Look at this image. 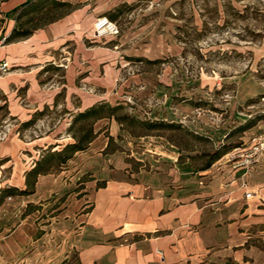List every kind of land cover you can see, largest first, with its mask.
<instances>
[{"label": "crops", "instance_id": "obj_1", "mask_svg": "<svg viewBox=\"0 0 264 264\" xmlns=\"http://www.w3.org/2000/svg\"><path fill=\"white\" fill-rule=\"evenodd\" d=\"M22 4L0 0L9 34L16 22L7 13ZM77 12L0 50L9 62L0 76V264H264V154L246 166L226 161L228 151L197 168L196 158L157 143L128 161L132 153L107 150L123 130L114 116L103 117L95 125L106 120L108 137L97 134L66 160L80 168L38 174L30 193L17 194L27 189L36 151L57 153L67 144L52 132L25 139L19 131L40 125L46 112L77 115L109 104L77 80L75 68L89 64L91 49L77 40L67 64L57 59L82 36ZM50 70L63 73L55 82L42 79ZM61 196L69 202L58 207Z\"/></svg>", "mask_w": 264, "mask_h": 264}, {"label": "rangeland", "instance_id": "obj_2", "mask_svg": "<svg viewBox=\"0 0 264 264\" xmlns=\"http://www.w3.org/2000/svg\"><path fill=\"white\" fill-rule=\"evenodd\" d=\"M56 1L66 5L50 1L42 13L23 16L20 25L32 29L78 11L82 36L58 50L57 59L61 65L67 64V51H73L77 40L91 49L89 64L81 68L74 63L75 73L79 72L78 83L87 94L100 93L114 107L112 113L122 125V136L117 142L109 140L107 150L132 153L126 159L133 161L134 156L148 155L152 145L168 143L172 150L196 158L193 166L197 168L228 151L226 161H241L246 166L264 154L254 150L264 137V0ZM7 16L15 19V11ZM99 17L113 23L117 34L97 37L94 23ZM5 35L9 33L2 17L0 38ZM0 59L5 58L0 54ZM61 73L50 70L42 79L51 77L55 82ZM67 79L70 90V74ZM63 111L46 112L44 122L18 135L26 139L52 132L66 145L97 134L100 140L108 137L106 120L95 125L91 117L73 124L75 115ZM102 114L110 117L108 110ZM150 123L160 126L150 127ZM218 146L221 148L216 150ZM51 148L36 151L35 157L47 158ZM57 160H50L52 170L81 166ZM46 199L47 203L52 200L49 194ZM68 202L61 196L55 205Z\"/></svg>", "mask_w": 264, "mask_h": 264}, {"label": "trees", "instance_id": "obj_3", "mask_svg": "<svg viewBox=\"0 0 264 264\" xmlns=\"http://www.w3.org/2000/svg\"><path fill=\"white\" fill-rule=\"evenodd\" d=\"M50 1L52 2V4H55L58 6H65L66 5V3H61V2L59 3L56 0H29L28 2H25L24 4H22L19 7V9H17L18 12L16 13V18H15L16 28L13 29L11 31V33L8 35L5 43H9V42H13L15 40L27 38L35 30H37V29H39V28H41V27H43L49 23L55 22V21L61 19L62 17L68 15V14H63V15L55 18L54 20H51L47 23H44L41 26H35L32 29H24V25H20V20L23 16L28 15V14H32L34 12L37 14L42 13L43 12L42 8L44 6H46ZM44 12H46V11H44ZM28 23H30V21ZM56 69H58V68H56ZM105 110H108V116H114V114L112 113L114 110V107H111V106L103 103V104L89 108L86 111H84L82 113H78L77 115H75L74 119H73V124H77L80 121L90 119L91 117H93L95 120L101 119V118L105 117L102 114V113H104ZM31 123H32V121L28 122V124H31ZM147 125L150 127L160 126L159 124H155V123L154 124L150 123ZM91 140L92 139H86L85 141H81L80 143L78 142V143H74V144H68V145L64 146L63 149L57 153H51L49 151V155L47 158L42 156L41 159H39L38 161L35 162V165L32 168V170H30L26 174L27 189L24 191H17V194L26 195V194L31 192L37 175L41 174V173L49 172L52 169V166H50V160H53L56 158V159H58L57 161H59L58 162L59 164L65 163L66 160H68L73 154H75L76 152H79V151H83L87 147V145L89 144V142ZM6 195H7V193L4 196H6Z\"/></svg>", "mask_w": 264, "mask_h": 264}, {"label": "built area", "instance_id": "obj_4", "mask_svg": "<svg viewBox=\"0 0 264 264\" xmlns=\"http://www.w3.org/2000/svg\"><path fill=\"white\" fill-rule=\"evenodd\" d=\"M94 33L97 37H102L105 35H115L117 34V29L115 25L111 23L107 18L99 17L94 23ZM7 37L8 36L5 35L0 38V49L5 44ZM8 69H9V66H8V62L6 61V59H0V74L6 73ZM261 140L262 141L254 149L255 153L264 151V137ZM250 196H251L250 194L245 195L246 198H249Z\"/></svg>", "mask_w": 264, "mask_h": 264}]
</instances>
